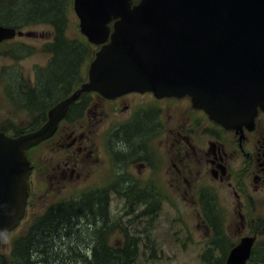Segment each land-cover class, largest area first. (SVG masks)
Here are the masks:
<instances>
[{"label": "water", "instance_id": "95a60500", "mask_svg": "<svg viewBox=\"0 0 264 264\" xmlns=\"http://www.w3.org/2000/svg\"><path fill=\"white\" fill-rule=\"evenodd\" d=\"M74 10L82 34L101 48L88 81L39 129L16 137L0 131V245L25 215L27 151L55 134L81 95L190 97L226 128L253 123L264 110V0H74ZM16 34L0 24V44ZM253 242L244 238L227 264H246Z\"/></svg>", "mask_w": 264, "mask_h": 264}, {"label": "flooded vegetation", "instance_id": "af4514ba", "mask_svg": "<svg viewBox=\"0 0 264 264\" xmlns=\"http://www.w3.org/2000/svg\"><path fill=\"white\" fill-rule=\"evenodd\" d=\"M16 30V37L23 34L20 28ZM15 38L4 41L0 46L6 45L10 40L13 42ZM88 42L92 45L93 52L100 50V46L89 40ZM54 61L59 62L60 58L57 57ZM78 63L76 61V66ZM46 90L47 88L44 91L46 95L53 93L50 88L47 92ZM72 93L49 106L43 113L45 117L42 125L49 119V111ZM135 95L140 107H136L137 103L129 102L124 115L123 108L127 105L128 98ZM104 104L115 106L107 110ZM88 113L93 114L97 123L109 115L120 120L109 126L102 145L104 158L99 155L101 147L93 137L95 125L92 133H88L83 124L80 125ZM54 141L61 149L71 153H68V160L66 159L64 164L69 169L76 168L79 177L85 175L90 165L96 164L98 160L102 162L103 168L106 166L104 163L108 165L105 175L108 173L115 179L113 188L104 191L108 188L93 187L92 192L88 190L77 198L81 200L86 196L96 195L105 202L104 205L96 204L93 208L98 215V220L94 222L97 226H108L111 234L115 232L118 222L109 213L111 193L125 197L127 217L130 220H142L147 217L148 222L149 218L154 219L155 212L164 208L167 201L166 189L184 191L186 195L193 197L201 223L208 227V241L211 242L217 237L219 244L229 242L223 227L228 225L231 216L229 213H236L238 223L246 234L240 236L237 244L231 245V250L244 238H253L250 258L246 264H264V238L261 240L264 237L263 110L258 111L253 123L226 128L212 120L204 110L195 108L189 97L159 98L153 92H134L106 99L95 92L87 93L70 105L55 134L39 146ZM37 147L28 152L32 166L30 189L32 183L36 184L40 172L38 152L35 153ZM73 155L75 156L72 157ZM121 180L125 181L124 185ZM202 192L204 195L197 203V194ZM207 192L211 196H207ZM89 193L93 194L87 195ZM134 194L143 196L142 202L136 204L132 198L128 199ZM31 198L30 191L24 219L0 245V264H37L32 259L41 258L46 261L48 257L45 251L40 252L36 246V232H40L45 224H42V227L33 226L29 231V227L24 229L32 206ZM210 210L218 212L219 215L221 212L226 213L221 216L220 226L211 216ZM133 212H140L141 215H134ZM205 212L208 216H204ZM106 216L109 217L108 220L104 219ZM10 236L12 238L8 241ZM127 238L120 237L122 242H127ZM63 240H66V237ZM215 243L214 241L212 244ZM12 244L15 247L13 251ZM231 250L225 255V264ZM10 259L11 261H8Z\"/></svg>", "mask_w": 264, "mask_h": 264}, {"label": "rangeland", "instance_id": "374dc122", "mask_svg": "<svg viewBox=\"0 0 264 264\" xmlns=\"http://www.w3.org/2000/svg\"><path fill=\"white\" fill-rule=\"evenodd\" d=\"M14 1L16 0H0L1 23L8 27H14L17 23L18 28L23 32L13 42L10 40L6 45L0 46V127L12 133L23 132L21 134L23 135L42 126L44 121L42 115L51 104L71 94L81 83L87 82V72L96 51H92V45L90 46L87 38L81 33L79 18L74 10V0H64L62 10L59 9V13L53 16L52 20H48L50 19L48 17L40 20L29 14L25 8L13 7L24 2L29 4V0ZM132 3L138 5L140 2L134 4L132 0ZM28 18L31 20L28 21ZM9 20L12 22L10 23ZM54 42L57 44L54 45ZM53 45L57 46V49L63 45L71 51H79L81 61L74 68L73 78L66 81L67 84L57 85L51 95H46L44 84L49 81L48 70L57 58L55 52L60 51L54 49ZM43 47L46 48L43 49ZM48 48L50 49L47 51ZM57 56L60 58L59 62L64 63L63 65H66L67 61L71 62L70 56L62 57L59 53ZM129 102L137 103L136 107H140L136 95L129 97L127 105L123 108L124 115ZM104 106L108 110L115 105L104 104ZM90 114L85 116L80 125L83 124L88 133L93 132V125H95L96 131L93 137L101 147L98 151L99 155L104 158L102 145L109 126L120 120L116 116L109 115L97 123L93 114ZM36 152H38L37 162L40 164V172L36 184L32 183L31 186L32 206L24 227V229L29 227L28 231L31 227L35 228L38 225L36 221L43 217V213L53 205L73 201L88 190L92 192L93 187H107L108 189L104 190L107 191L115 185V179L108 173L105 175L108 165L104 163L106 166L103 168L100 160L90 165L86 174L79 177L76 168L69 169L65 166L64 162L69 152L61 149L56 141L37 147ZM121 183L124 185L125 181L121 180ZM91 194L93 193L87 195ZM202 195L204 192L197 194V203L200 202ZM109 196H111L109 213L118 223L113 234L107 233L105 245L115 249L125 248L127 243L132 245L136 256L133 264H225V255L231 250V245L237 244L240 236L246 234L244 228L238 223L236 213L230 212L228 225L223 227V232L228 234L230 241L219 244L217 237L211 242L208 241V227L205 223H201L197 206L193 204V197L186 195L184 191L166 189L167 201L164 203V208L155 212L154 219L149 218L148 222L147 217L142 220L133 218L130 220L127 217L128 207L125 197L114 193ZM207 196L211 195L207 192ZM136 198L137 196L133 197L134 201ZM139 199L142 202L143 196ZM93 208L90 213L88 211L82 213L83 217L79 215L71 218L70 223L44 225L40 230L44 234L37 237L36 246L41 244L48 257L46 261H42L41 258L32 259V261L37 264H83L87 256L90 257L95 245L100 242L96 239L100 228L94 223L98 220V215ZM210 212L220 226L221 216L226 213L221 212L219 215L214 210ZM132 214L141 215L140 212ZM204 216H208L207 212ZM104 219L108 220L109 217L106 216ZM57 225L60 229H57ZM107 229L110 231L109 228ZM44 235L47 236L44 237ZM122 236H127L128 241L122 242L120 239ZM64 237L66 240H63ZM11 238L12 236L8 241ZM214 241L216 243L212 244ZM14 248L12 244V251ZM92 263L95 261L92 260Z\"/></svg>", "mask_w": 264, "mask_h": 264}, {"label": "trees", "instance_id": "16d2710c", "mask_svg": "<svg viewBox=\"0 0 264 264\" xmlns=\"http://www.w3.org/2000/svg\"><path fill=\"white\" fill-rule=\"evenodd\" d=\"M63 1L64 0H29V4L24 2L23 4L19 6L15 5L13 7L25 8L27 12H29V14L36 16V18H39L40 20L47 18V17L50 18L48 20H52V17L59 13V9L62 10ZM133 1H134V4H137L138 2H140V0H133ZM56 18L58 19V17ZM30 20L31 19L28 18V21ZM9 22L11 23L12 21L9 20ZM0 24H2L1 21H0ZM14 27L18 28L19 25L16 23L14 24ZM56 44L57 42H54V45ZM53 48L57 49V46H54ZM57 50L58 51L60 50L58 52L59 56L61 55L62 57L64 55H67V57L70 56L71 62L67 61L66 65H63L64 63H60L58 61H54L53 63H51L52 65L49 67L47 76H48V79L52 82L51 83L50 81L45 82L44 86L45 88H47L46 92L49 90V88L53 92L54 88L57 85H60L62 83L67 84L66 81L69 80L70 78H73L74 68L77 67L76 61L78 63L81 60L79 51L77 50L71 51L68 47L63 46V45L61 47L59 46V49ZM55 54H56V57H58L56 52ZM44 117H45V114L42 115L43 120H44ZM0 131H3L13 136H19L23 133V132H18V131H14L12 133L11 131H8L7 129L1 128V127H0ZM134 196H137L136 201H134L133 199ZM131 198L133 200V203H136V202L139 203L140 202L139 198H141V195L134 194L128 197L129 200ZM96 204L104 205L105 202H103L102 198L99 199V197H97L96 195L86 196L85 198H82L81 200L75 199L73 201L71 200V201H66V202H60L57 205L52 206L47 212H44L45 214L43 213L42 215L43 217L39 218V220L36 223H38V226H41V227H42V224L48 225L50 223H53L54 225H56L57 223L58 224L59 223H70L71 218L81 215L80 213H84L85 211H88L89 213L92 212L91 208L94 207ZM59 225H57L58 226L57 229H60ZM99 228H100L98 231L99 235L98 237L96 236V239H98L100 242H98V244L95 245L94 249L90 253V257L88 256L87 258L85 257L86 261L83 264H133L135 263L136 256H135L134 247L132 245H129V243H127V246L125 248L122 247V248H116V249L110 245L108 246L105 245V238L107 236V233H110V231H108L107 229L109 227L100 225ZM36 233H37V237L43 236V233L41 234L38 231ZM45 236L47 235H44V237ZM37 247L40 252L46 251L45 249H42L41 244H38ZM92 260H94L95 263H92Z\"/></svg>", "mask_w": 264, "mask_h": 264}]
</instances>
